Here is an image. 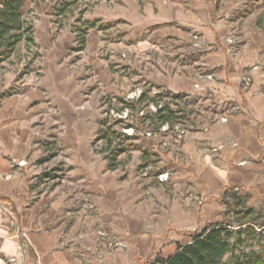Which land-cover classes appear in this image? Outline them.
Masks as SVG:
<instances>
[{
	"label": "crops",
	"instance_id": "1",
	"mask_svg": "<svg viewBox=\"0 0 264 264\" xmlns=\"http://www.w3.org/2000/svg\"><path fill=\"white\" fill-rule=\"evenodd\" d=\"M246 2L99 0L88 13L94 26L88 31L86 61L118 95L125 86L111 84L115 76L98 55L103 47L128 56L118 63L136 70L154 89L233 103L203 130L185 136L179 150L161 152L155 139L139 138L136 151L155 158L157 172L148 178L113 175L108 159L94 154L97 128L94 113L84 106L82 72L66 69L69 48L62 43L72 36L47 50L46 91L9 97L0 107V264L9 259L16 264H153L152 259L173 256L206 224L220 221L225 188L264 190V73L258 65L264 36L247 26L242 51L230 53L228 46L236 9ZM49 24L42 19L38 32L49 35ZM195 35L207 46L195 64L207 74L190 70ZM246 75L253 78L249 89L242 84ZM44 114L62 120L64 148L74 159L72 178H64V184L59 178H32L35 128ZM162 173L169 174V182L158 180ZM201 197L206 202L198 206ZM101 227L122 243L102 259L95 242Z\"/></svg>",
	"mask_w": 264,
	"mask_h": 264
},
{
	"label": "rangeland",
	"instance_id": "2",
	"mask_svg": "<svg viewBox=\"0 0 264 264\" xmlns=\"http://www.w3.org/2000/svg\"><path fill=\"white\" fill-rule=\"evenodd\" d=\"M246 1L235 12L234 31L228 36L230 53L240 52L246 45L247 42L243 37L244 27L250 26L254 33L264 36V0ZM66 2H69V6L64 7ZM98 2L99 0L25 1L22 15L35 27L36 45L28 48L25 43L20 44L16 52L0 65V107L9 97L25 95L35 89L46 91L45 72L46 68H49L48 61L50 59L47 50L55 46L63 36L71 35V38L63 39L62 43L69 48L68 53L64 56L66 69L80 74L82 72L78 79L85 86L86 101L84 106L90 108L94 113L93 122L97 128L92 142L94 154L99 159H108V165L113 170L111 171L113 175H118L121 178H148V175L157 172L155 158L145 157L143 151L141 153L136 151L135 142H138L139 138L155 139L158 142V150L161 152L165 149L179 150L185 136L203 130L233 103L219 104L212 97H202L196 93L176 95L164 89H154L144 82L143 77H140L136 70L118 63L120 57L127 59L128 56L123 57L116 47H103L98 51V55L104 62H107L115 76L111 84L120 83L125 88L119 89L120 95H118L115 89L104 85L91 63L86 61L85 57H88V54L86 55L84 52H86L88 33L83 34L81 31L84 27L92 24L87 15ZM42 19L50 20L49 35L47 32L46 34L38 32ZM84 38L86 40L84 49L80 50L81 41ZM192 41L196 44L195 38H192ZM206 47L204 43L200 44V47L193 45L195 52L189 51L188 61L192 66L190 70L193 73L207 74L209 72L203 69L199 70L195 64L200 52ZM260 53H262V58L258 65L262 66L264 73V45ZM245 77H243L242 84L244 88L249 89L253 78L246 81ZM143 93L146 94V97L139 101ZM160 109L163 110L161 118L164 123L157 116ZM62 127V120L46 117L44 114L35 128L37 132L35 148L38 153L36 160L31 163L36 165L32 169V178H59L58 181L63 184L64 178H72L71 174L75 170L74 159L64 148ZM102 131H106L108 136L113 138V145L127 146L129 150L117 156L115 160L112 159L113 153L103 151L106 140L101 138ZM143 158L150 160V165L147 162H142L141 165L139 161ZM23 164L19 163V165ZM112 164L116 167L113 168ZM158 180L169 182V174H160ZM261 190L238 185L226 192L228 198L222 202L223 215L219 222L224 223L223 228L228 230V234L224 235L234 247L233 252L224 257V261L228 263H232L244 254L264 252V227H256V233H254L246 231L244 226L239 225L249 220V218H242V214L239 213L241 208L259 209L264 205V190ZM145 191L146 194L150 192L148 189ZM223 194L224 192L221 194L222 197ZM205 202V198L201 197L198 206H203ZM209 224H206L205 228ZM202 231L200 229L196 233ZM96 234V249H98L100 259L103 258L106 251L116 250L122 246L110 229L106 230L101 227ZM154 261L155 259H152V262ZM257 264H264V261Z\"/></svg>",
	"mask_w": 264,
	"mask_h": 264
},
{
	"label": "trees",
	"instance_id": "3",
	"mask_svg": "<svg viewBox=\"0 0 264 264\" xmlns=\"http://www.w3.org/2000/svg\"><path fill=\"white\" fill-rule=\"evenodd\" d=\"M25 1L0 0V65L16 52L20 44L25 43L28 48L36 45L35 27L22 15ZM67 6H69V2H66L64 7ZM93 26L94 24H90L81 31L83 34H87ZM85 42L84 38L81 41L80 50L84 49ZM145 97L146 94L143 93L139 101L144 100ZM162 113L163 110L160 109L157 115L159 119ZM160 121L164 123L163 118ZM101 134V138L106 140V146L103 151L113 153L112 159L115 160L117 156L129 150L127 146L113 145V138L108 136L106 131H102ZM112 167L115 168L116 166L112 164ZM229 189L231 187L225 188L222 201L228 198L226 192ZM239 213L242 214L243 219L249 218L248 221L246 220L239 224L244 226L246 231L256 233V227H264V205L259 209L243 207L239 210ZM223 226V222L209 224L202 232L196 233L188 244L179 246L173 256L167 259L158 257L153 264H257L264 261V252L244 254L236 258L232 263L224 261V257L228 253L233 252L234 247L226 238L228 230L223 228ZM225 233L226 235H224Z\"/></svg>",
	"mask_w": 264,
	"mask_h": 264
},
{
	"label": "built area",
	"instance_id": "4",
	"mask_svg": "<svg viewBox=\"0 0 264 264\" xmlns=\"http://www.w3.org/2000/svg\"><path fill=\"white\" fill-rule=\"evenodd\" d=\"M194 38H195V40H196V46H200V44H206L205 43V40L201 37V36H197V35H195L194 36ZM210 77V76H209ZM246 81H249L250 80V78L248 77H245L244 78ZM140 96V95H139ZM139 96H138V98H139ZM22 164V163H21ZM22 236L24 235V234H21ZM103 235V234H102ZM8 264H16V261H15V259H9L8 260Z\"/></svg>",
	"mask_w": 264,
	"mask_h": 264
}]
</instances>
